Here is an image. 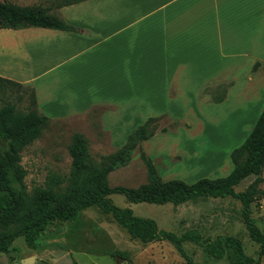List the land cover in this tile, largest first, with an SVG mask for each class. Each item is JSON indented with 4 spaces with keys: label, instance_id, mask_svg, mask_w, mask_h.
Masks as SVG:
<instances>
[{
    "label": "crops",
    "instance_id": "0c3cea01",
    "mask_svg": "<svg viewBox=\"0 0 264 264\" xmlns=\"http://www.w3.org/2000/svg\"><path fill=\"white\" fill-rule=\"evenodd\" d=\"M63 2L12 3L46 7L79 32L0 28V76L32 89L45 116L100 108L101 131L121 133L123 143L149 116L171 119L167 110L187 113L161 132L174 137L191 133L193 121L204 127L202 111L234 95L259 93L256 109L264 104V0Z\"/></svg>",
    "mask_w": 264,
    "mask_h": 264
},
{
    "label": "rangeland",
    "instance_id": "374dc122",
    "mask_svg": "<svg viewBox=\"0 0 264 264\" xmlns=\"http://www.w3.org/2000/svg\"><path fill=\"white\" fill-rule=\"evenodd\" d=\"M48 1L60 0H31L35 3ZM28 92L25 88L15 87H12L11 92L0 90V105L14 103L18 111H25L33 107ZM19 95L22 96L20 100ZM259 96V93L245 97L234 95L228 103L220 107L213 106L209 108L210 111H202L200 115L204 114V120L207 121L204 127L199 125V120L193 121L191 133L185 134L181 129L180 133L173 134L174 137L161 132L173 131L177 124L169 126L170 120L180 122L187 113L167 110V115L173 117H160L156 122L158 129L166 127L165 130L159 131L147 144L140 142L141 149L151 159L163 180L178 178L191 182L200 177L223 176L231 169L228 152L244 139L251 129V118H256L260 111L256 109ZM97 111L100 108H93L91 117H47L39 136L20 152V165L25 170L23 184L27 192L36 186H45L49 177L56 179L58 186L64 187L70 163L66 146L73 132L85 137L89 159L95 164L102 161V156L111 154L124 143H120L121 133L101 131L98 118L93 115ZM145 179L146 169L137 149L130 151L126 162L106 176L109 186L133 187ZM252 179L253 176L246 177L233 189L242 191ZM257 186L264 190V167ZM108 197L115 205L130 208L134 215L151 218L157 228L177 235L195 229L202 238L212 239L219 234L235 236L240 239L245 254L257 257L258 245L249 238L244 227L240 216L241 205L231 196L204 197L177 205L170 202L132 203L120 193H111ZM250 208L251 217L261 228L264 196L259 198L257 205L252 203ZM36 243L35 249H29L22 237H16L11 244L14 250L6 255L7 261L18 262L31 256L32 259L23 264H228L225 257L213 258L203 251L201 245L191 241L182 242L186 257L166 240L142 243L131 238L124 228L96 205L81 209L72 222L51 221L39 233ZM113 250L127 252L128 257L111 255ZM14 254L16 258L11 261L9 258ZM259 261L264 263V254L260 255Z\"/></svg>",
    "mask_w": 264,
    "mask_h": 264
},
{
    "label": "trees",
    "instance_id": "16d2710c",
    "mask_svg": "<svg viewBox=\"0 0 264 264\" xmlns=\"http://www.w3.org/2000/svg\"><path fill=\"white\" fill-rule=\"evenodd\" d=\"M76 1L79 0H64L63 3ZM27 26L79 32L78 28L65 23L56 14L48 13L46 7L18 5L0 0V28L16 29ZM12 87L27 89L33 107L18 111L14 103L0 105V142L3 143L0 146L1 254L9 255L14 250L11 245L13 240L19 236L27 248L35 249L39 233L51 221L72 222L81 209L96 205L101 212L109 214L124 228L131 238L142 243L166 240L186 257L182 242L191 241L201 245L203 251L213 258L225 257L228 264H262L259 257L264 254V220L261 228H258L250 215V207L252 203L257 205L259 198L264 196V190L257 186L264 167V104L247 135L229 151L231 169L223 176L200 177L191 182L178 178L163 180L151 159L141 149L140 142L166 128H157L156 122L160 117L149 116L126 134L124 143L118 149L102 156L99 164L89 159L85 137L79 132H73L66 146L70 163L64 187L58 186V181L49 177L45 186H36L27 192L23 184L25 170L20 165V152L39 136L47 116L37 111L32 89L0 76V90L11 92ZM21 97L19 95L18 99ZM220 100L213 99L214 102ZM175 125L176 122L173 121L169 124L173 127ZM133 149L138 150L139 158L145 166V181L133 187L109 186L106 182L107 174L125 163ZM248 176H253V179L242 191H235L233 186ZM111 193H120L126 201L132 203L170 202L173 205L204 197L231 196L241 205L240 216L244 227L249 238L258 245L257 257L245 254L240 239L232 235L219 234L210 239L202 238L195 229L178 235L159 229L153 219L134 215L130 208L112 203L108 197ZM115 254L128 257L124 251L113 250L111 255ZM15 258L16 254L9 259L13 261Z\"/></svg>",
    "mask_w": 264,
    "mask_h": 264
},
{
    "label": "water",
    "instance_id": "95a60500",
    "mask_svg": "<svg viewBox=\"0 0 264 264\" xmlns=\"http://www.w3.org/2000/svg\"><path fill=\"white\" fill-rule=\"evenodd\" d=\"M31 259H32V257L28 256V257L20 259L18 262H15V261L8 262L7 261V256L5 254H2L0 256V264H23L24 262H29Z\"/></svg>",
    "mask_w": 264,
    "mask_h": 264
}]
</instances>
